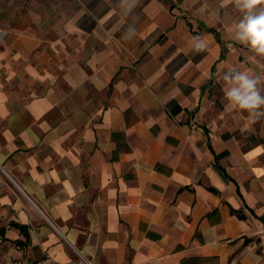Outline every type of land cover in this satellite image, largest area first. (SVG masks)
Segmentation results:
<instances>
[{"label": "crops", "instance_id": "0c3cea01", "mask_svg": "<svg viewBox=\"0 0 264 264\" xmlns=\"http://www.w3.org/2000/svg\"><path fill=\"white\" fill-rule=\"evenodd\" d=\"M242 17L0 0V264H264V106L223 91L231 69L264 77Z\"/></svg>", "mask_w": 264, "mask_h": 264}, {"label": "clouds", "instance_id": "9594fccd", "mask_svg": "<svg viewBox=\"0 0 264 264\" xmlns=\"http://www.w3.org/2000/svg\"><path fill=\"white\" fill-rule=\"evenodd\" d=\"M228 5L243 13L242 19L230 28L232 38L247 45L257 55L264 56V0H221V7ZM193 39L195 51L206 48L204 40L199 37ZM222 79L226 85L224 95L231 107L252 113L264 106V95L258 87L264 82V77L231 69L223 74Z\"/></svg>", "mask_w": 264, "mask_h": 264}, {"label": "trees", "instance_id": "16d2710c", "mask_svg": "<svg viewBox=\"0 0 264 264\" xmlns=\"http://www.w3.org/2000/svg\"><path fill=\"white\" fill-rule=\"evenodd\" d=\"M15 226L21 228V230L25 233V236H26L27 238H29V233H28V231H27V227H26V226H22V225H19V224H15ZM5 233H6V230H5V229H0V235H1V236L4 237V236H5Z\"/></svg>", "mask_w": 264, "mask_h": 264}, {"label": "built area", "instance_id": "2783aa9c", "mask_svg": "<svg viewBox=\"0 0 264 264\" xmlns=\"http://www.w3.org/2000/svg\"><path fill=\"white\" fill-rule=\"evenodd\" d=\"M7 264H23V261L17 257H10L7 261Z\"/></svg>", "mask_w": 264, "mask_h": 264}]
</instances>
